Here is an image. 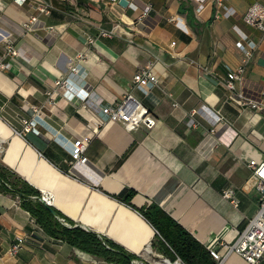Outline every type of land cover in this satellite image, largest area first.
<instances>
[{
    "label": "crops",
    "instance_id": "1",
    "mask_svg": "<svg viewBox=\"0 0 264 264\" xmlns=\"http://www.w3.org/2000/svg\"><path fill=\"white\" fill-rule=\"evenodd\" d=\"M40 2L48 13L37 10ZM256 2L264 6L225 0L233 13L224 16L213 0H0V164L7 177L47 194L75 225L144 264L154 250L162 253L155 229L114 197L124 188L135 191L130 204L157 202L206 248L233 242L258 210L247 163L264 157V99L259 110L238 106L223 80L244 65L238 85L261 98L264 31L243 19ZM31 16L37 20L27 29ZM79 53V72L69 79L80 92L69 100L54 81ZM149 62L158 83L144 93L132 80ZM128 91L154 115V127L128 131L108 120L91 136L85 160L73 161L64 143L88 134L101 108ZM23 119H35V129L25 130ZM227 188L236 205L222 196ZM0 264L114 263L48 235L19 194L0 190ZM222 264L250 263L231 253Z\"/></svg>",
    "mask_w": 264,
    "mask_h": 264
},
{
    "label": "built area",
    "instance_id": "2",
    "mask_svg": "<svg viewBox=\"0 0 264 264\" xmlns=\"http://www.w3.org/2000/svg\"><path fill=\"white\" fill-rule=\"evenodd\" d=\"M117 1V0H111ZM217 7L224 8V16H229L233 13V10L228 8L225 4V0H213ZM37 10L39 12L48 13L50 10L49 4L45 2H40L37 4ZM146 11L143 12V16ZM243 19L248 24L259 27L264 31V6L259 3L251 4L243 15ZM37 20L36 16H31L23 22V25L30 29L32 24ZM99 34L101 36L110 37L112 32L106 30H100ZM91 42L92 39L89 38ZM7 41V51L15 55L17 50ZM237 45L243 48L242 41H238ZM247 55L250 54V50H245ZM82 54L79 53L76 60L70 66L68 72L62 76L55 79L54 84L56 88L62 89V95L67 99L71 100L80 92L71 85L70 77L72 74L79 72V60L82 58ZM244 65H239L236 68H232L227 72L226 78L223 80V85L227 90V99L232 101L241 107H246L251 110H259L262 106V99H264V87L260 92V99H255L246 91L240 87L243 80ZM158 83V77L153 71V64L149 62L145 67L139 69L134 75L132 80V86L140 89L142 92L147 93L153 86ZM51 98L53 92H48ZM36 114L39 116L41 113L37 111ZM108 120H114L119 122L125 130L132 131L143 126L147 129L154 127L156 124V118L150 112V110L137 99L130 91L125 92L114 104L109 106H104L100 110V115L96 116L94 122L89 123L90 132L88 134L82 135L76 138L71 144H65V149L69 152L73 161H84L83 156L91 136L95 134L98 129ZM25 124L24 129H35L36 120H26L23 119ZM195 125V120H192ZM58 142H62L59 138H56ZM252 172V177L256 180V188L258 191V210L255 215L249 220L246 227L241 230L233 242H219L217 246L208 247L209 253L212 256L215 264H222L224 259L231 253L239 254L244 260L250 264H257L264 254V157L260 160L250 159L247 163ZM222 196L228 199L232 204L236 205L237 200L234 196V191L231 188H227L222 192ZM46 205H49V198L47 194L43 193L40 196ZM60 220L66 223L62 218ZM21 239L13 243L9 249V254H15L20 246ZM162 260H167L168 258H161ZM132 264H144L136 259H133ZM174 262L178 264H184L179 257H177Z\"/></svg>",
    "mask_w": 264,
    "mask_h": 264
},
{
    "label": "trees",
    "instance_id": "3",
    "mask_svg": "<svg viewBox=\"0 0 264 264\" xmlns=\"http://www.w3.org/2000/svg\"><path fill=\"white\" fill-rule=\"evenodd\" d=\"M0 190L19 194L22 207L29 211L48 235L114 264H132L133 259H138L137 255L128 252L113 241L100 238L97 233L75 225L70 219L54 209L58 217L69 224V226L65 225L50 212L48 205L38 199L32 200L27 197L33 195L39 198L40 192L37 189L23 180H10L1 164ZM134 193V190L124 188L114 197L137 210L155 229L154 246H159L163 255L171 261L179 257L184 264H215L208 248L172 218L157 202L152 201L141 208L130 204Z\"/></svg>",
    "mask_w": 264,
    "mask_h": 264
},
{
    "label": "water",
    "instance_id": "4",
    "mask_svg": "<svg viewBox=\"0 0 264 264\" xmlns=\"http://www.w3.org/2000/svg\"><path fill=\"white\" fill-rule=\"evenodd\" d=\"M119 2H120V4H123V5H126L127 3H128V0H119ZM28 198H33V199H39V201H41V202H43V203H45L44 202V200L41 198V197H36V196H34V197H32V196H27ZM46 204V203H45ZM49 206V209H50V212L57 218L58 217V215H57V213H56V211L54 210V208L52 207V206H50V205H48Z\"/></svg>",
    "mask_w": 264,
    "mask_h": 264
},
{
    "label": "rangeland",
    "instance_id": "5",
    "mask_svg": "<svg viewBox=\"0 0 264 264\" xmlns=\"http://www.w3.org/2000/svg\"><path fill=\"white\" fill-rule=\"evenodd\" d=\"M158 252H156L154 250V253L150 254L149 256H147V260L149 261V263L151 264H155L156 260H160L161 258H167L165 255L161 254L162 256H158L157 255ZM169 259V258H168ZM171 261V260H170ZM174 262V261H171Z\"/></svg>",
    "mask_w": 264,
    "mask_h": 264
},
{
    "label": "bare ground",
    "instance_id": "6",
    "mask_svg": "<svg viewBox=\"0 0 264 264\" xmlns=\"http://www.w3.org/2000/svg\"><path fill=\"white\" fill-rule=\"evenodd\" d=\"M155 264H178V262H169L167 260L164 261V260L160 259V260H156Z\"/></svg>",
    "mask_w": 264,
    "mask_h": 264
}]
</instances>
